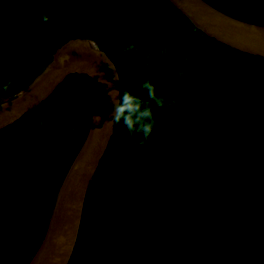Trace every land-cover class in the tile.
Listing matches in <instances>:
<instances>
[{
    "label": "trees",
    "instance_id": "1",
    "mask_svg": "<svg viewBox=\"0 0 264 264\" xmlns=\"http://www.w3.org/2000/svg\"><path fill=\"white\" fill-rule=\"evenodd\" d=\"M216 6L264 25V18L247 17L245 10ZM177 13L226 53L264 62L207 38ZM137 29L138 52H131L137 62L126 69L130 78H124L123 91L146 99L140 84L150 81L165 106L154 107L156 127L143 145H134L120 124L111 150L119 160L115 169L125 206L122 222L127 220L131 233L122 228L133 237L124 239V264H264V72L252 64L248 70L238 69L236 60H224L222 71L236 72L235 78L241 79L230 91L241 99L235 101L242 109L226 96L228 79L210 69L204 70L203 84L192 82L193 91L183 84L174 93L171 83L159 86L150 75L131 72L144 63L162 61L160 49L146 40L150 23ZM170 35L177 40L176 33ZM200 90L198 98L194 92ZM130 204L135 206L132 215L126 214Z\"/></svg>",
    "mask_w": 264,
    "mask_h": 264
},
{
    "label": "flooded vegetation",
    "instance_id": "2",
    "mask_svg": "<svg viewBox=\"0 0 264 264\" xmlns=\"http://www.w3.org/2000/svg\"><path fill=\"white\" fill-rule=\"evenodd\" d=\"M207 2L264 18V0ZM152 4L151 0H0V89H6L0 91V101L22 96L50 68L57 51L72 40H84L111 58L123 92L124 78H130L126 69L137 62L131 56L133 50L138 52L137 26L143 21L151 25L156 19V12L146 10ZM45 14L47 22L42 20ZM129 36L132 43L127 41ZM176 38L182 39L180 32ZM97 106L92 79L74 74L33 114L0 136V264H28L39 249L64 179L92 131ZM109 175L88 205L93 183L89 187L83 217L89 214L84 226L81 221V243L78 239L70 264L73 260V264L92 263L89 256L99 252L117 264L123 262L124 247L116 241L125 206L118 176ZM110 186L117 192L115 220L106 229L98 224L99 232L94 234L92 222L101 213L94 201Z\"/></svg>",
    "mask_w": 264,
    "mask_h": 264
},
{
    "label": "water",
    "instance_id": "3",
    "mask_svg": "<svg viewBox=\"0 0 264 264\" xmlns=\"http://www.w3.org/2000/svg\"><path fill=\"white\" fill-rule=\"evenodd\" d=\"M167 1L207 38L232 50L264 59V25L231 16L206 0ZM74 74H86L92 79L97 93L96 117L99 121L95 117L92 131L60 188L45 237L28 264H70L89 187L103 166L118 127L105 126V122L112 120L113 112L109 92H121L122 84L115 63L106 53L93 49L84 40H72L57 51L50 68L22 96L13 101H0L1 136L33 114ZM116 201L117 192L112 186L106 187L103 197H96L94 204L101 207V213L92 222L94 234L99 232L98 224H104L105 229L113 224ZM88 263L117 264L116 260L106 259L101 252L91 254Z\"/></svg>",
    "mask_w": 264,
    "mask_h": 264
},
{
    "label": "rangeland",
    "instance_id": "4",
    "mask_svg": "<svg viewBox=\"0 0 264 264\" xmlns=\"http://www.w3.org/2000/svg\"><path fill=\"white\" fill-rule=\"evenodd\" d=\"M151 1L153 3L151 9L148 7L146 10L152 13L156 12V19L150 25L151 33L146 40L160 49L159 51L162 55V61L158 64L150 62L144 63L138 68L139 70H134L132 68L131 72L135 73L138 71L141 74L150 75L159 86H165L166 84L171 83L173 85L174 93L179 92L183 84L188 86V92L193 91L192 82L196 81L203 84L205 81L204 79L206 78L204 72L205 69H210L213 73L220 72V74H222L220 77L225 76L228 79V84H226V96L233 100L230 101L231 105H235L236 108L242 109V104L235 101H240L241 99H239L237 96H233L231 94L232 92L230 91L231 88L238 85V81H241V79L235 78L237 76L236 72H234V74L233 72L224 73V71H222L225 68L224 62L226 61L229 63L233 60H236L237 68L239 69L241 67L246 70L249 69V64H252L255 69L260 72H264V62H255V60L253 61V59H248L241 55L226 53V50L223 51L219 47L214 46L209 40L204 39L201 35L197 34L188 23H185L179 17V15L167 4L165 0ZM136 20L139 21L138 24L141 22V19ZM144 22L145 21H143V23ZM176 32L181 33L182 39L171 40L170 33ZM127 41L132 43V36H129ZM148 57L153 60V58L156 56L149 55ZM136 60V56L132 55V62H136ZM186 76L189 77V79L185 83ZM194 93L198 98H201L203 95V91L201 90L195 91ZM211 98L213 99V97ZM223 98L226 99L225 97ZM262 107L263 104L260 108ZM260 108L256 110H259ZM118 162L119 160H117L115 157L111 156L110 154L107 155L103 166L92 182L93 184L90 189L86 204L89 205L90 200L94 199L99 186L103 184L107 178H109V174H114L117 176V171L115 168H119ZM128 212H130V215L134 214L135 206L130 204L126 210V214ZM144 213L145 212L143 211V220L145 221ZM88 214L89 213H84L82 220L83 226L87 222ZM127 216L129 217V214ZM126 221L127 220L122 222V227H126L129 231V226L127 225ZM132 221L133 219H131V224ZM133 223L140 231L141 224L135 217ZM127 236L128 233L122 228L119 241H116V243L120 242V244L123 246L124 239L133 238L132 236ZM78 239V243L80 245L82 235L79 234ZM124 263L125 262L123 261L122 264Z\"/></svg>",
    "mask_w": 264,
    "mask_h": 264
},
{
    "label": "clouds",
    "instance_id": "5",
    "mask_svg": "<svg viewBox=\"0 0 264 264\" xmlns=\"http://www.w3.org/2000/svg\"><path fill=\"white\" fill-rule=\"evenodd\" d=\"M46 2H55V0H46ZM42 20L47 22L49 16L43 15ZM130 50L131 48L126 51ZM116 79L118 78L116 77ZM140 88L144 90L146 99L129 90L123 92L110 91L109 97L113 103L112 120L105 122V126L123 124L129 136L132 137L134 145H143L152 136L156 127L154 107L163 108L165 106L164 97L157 96L156 88L150 81L142 82ZM2 90L6 89H0V91ZM96 119L99 121V117ZM137 135L142 136V139L136 140ZM164 171L167 174V169Z\"/></svg>",
    "mask_w": 264,
    "mask_h": 264
}]
</instances>
